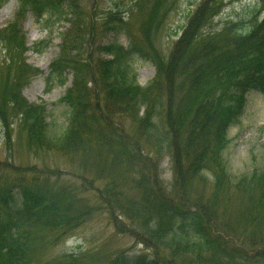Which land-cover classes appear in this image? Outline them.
Returning <instances> with one entry per match:
<instances>
[{"label": "trees", "instance_id": "obj_1", "mask_svg": "<svg viewBox=\"0 0 264 264\" xmlns=\"http://www.w3.org/2000/svg\"><path fill=\"white\" fill-rule=\"evenodd\" d=\"M257 2L259 9L219 31H205L221 0H204L166 54L152 42L160 1L150 7L141 38L127 30L125 10L115 3L98 31L124 32L128 41L99 43L90 58L86 14L77 0H18L15 20L0 30L7 65L13 47L17 58L28 50L21 29L27 13L37 22L70 23L48 74L59 82L65 72L72 74L59 100L68 117L60 133L50 136L45 106L22 96L23 84L11 80L10 70L1 79L0 117L5 122L14 110L31 148L55 151L76 164L65 178L57 169L0 163V264H98L73 253L34 254L36 243L55 244L100 215L145 250L120 251L103 264H264V165L235 177L223 157L246 93L264 92V0ZM135 58L155 67L145 86L137 82ZM85 156L95 159L90 178ZM166 157L168 183L160 174Z\"/></svg>", "mask_w": 264, "mask_h": 264}, {"label": "rangeland", "instance_id": "obj_2", "mask_svg": "<svg viewBox=\"0 0 264 264\" xmlns=\"http://www.w3.org/2000/svg\"><path fill=\"white\" fill-rule=\"evenodd\" d=\"M158 0H77L78 6L86 14L82 18L87 32L86 54L92 58L96 54L99 43L118 40L122 44L128 41L124 32L118 35L113 32H99L98 23L105 13L116 3L125 10L127 30L142 37V24L147 19L150 7ZM159 24L152 32V42L158 51L166 54L173 42L181 34V27L186 25L190 16L195 12L204 0H159ZM213 1V0H212ZM152 6V7H153ZM253 7H262L257 0H221L218 12L204 27L205 31H219L228 21H235L248 14ZM18 7V0H7L0 6V30L8 26L13 20ZM89 15V16H88ZM46 18L39 22L30 13L25 15L21 24L25 47L28 48L22 56L17 58L16 48H12L13 61L8 59V49L0 42V85L4 74L10 70L9 76L20 79L23 84L22 96L30 103L43 104L46 109V122L50 136H56L67 122L68 108L59 102L66 89L72 84V74L65 72L62 82L56 77L48 78L50 64L59 54L60 44L64 32L70 27L69 22L61 19L54 24L46 23ZM95 23V29L93 24ZM41 49L35 52L33 47ZM4 48V49H2ZM10 49V48H9ZM23 59V64L20 60ZM19 61V62H18ZM24 68L23 71H20ZM136 71V79L141 86L147 85L155 74V67L149 61L135 58L132 62ZM6 75V74H5ZM88 87L93 88V83L88 82ZM18 114L11 109L8 119L0 125L3 131L0 138V163H12L13 167H28L34 169L47 168L60 170V174L67 178L66 174L75 168L74 160L58 154L55 151L31 148L25 134L20 130ZM126 128L130 124L124 122ZM228 144L224 150V161L232 176L249 175L259 170L264 165V92L248 91L246 103L240 121L228 131ZM84 168L86 177L90 178L95 171V159L85 156ZM0 171V175H1ZM161 178L170 182L171 171L168 158H164L160 164ZM19 173L11 174L12 178ZM103 181L95 183L100 187ZM128 195L129 189L125 188ZM89 196L95 197V193L89 191ZM86 196V195H85ZM38 235V234H37ZM35 256L50 258L62 253H73L83 258V261H96L103 264L120 251L140 252L145 251L142 244L128 233H118L106 215H100L90 222L85 223L72 233L62 237L55 244L36 243Z\"/></svg>", "mask_w": 264, "mask_h": 264}]
</instances>
